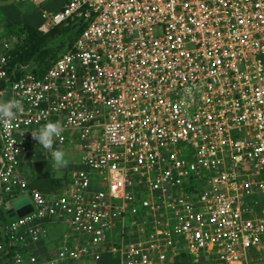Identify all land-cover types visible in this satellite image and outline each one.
I'll use <instances>...</instances> for the list:
<instances>
[{"label": "built area", "instance_id": "2783aa9c", "mask_svg": "<svg viewBox=\"0 0 264 264\" xmlns=\"http://www.w3.org/2000/svg\"><path fill=\"white\" fill-rule=\"evenodd\" d=\"M40 16L38 31L81 30L40 75L10 68L16 37L0 36V100L24 108L0 125V206L31 205L0 223V264H264V0H66ZM48 121L64 128L53 149L79 158L43 194L30 174L53 158L32 132ZM56 221L71 233L49 256Z\"/></svg>", "mask_w": 264, "mask_h": 264}, {"label": "trees", "instance_id": "16d2710c", "mask_svg": "<svg viewBox=\"0 0 264 264\" xmlns=\"http://www.w3.org/2000/svg\"><path fill=\"white\" fill-rule=\"evenodd\" d=\"M5 34H14L16 37V43L9 50L8 65L10 68L17 67L19 65L26 66L27 70L34 75H40L51 65L56 59L58 53L63 48H66L71 44L73 39L78 35L81 30V26L76 27L71 21L66 24H60L53 26L46 32L38 31L36 28L23 24L20 25L16 22L3 21ZM72 30L70 37L66 39L62 37L66 32ZM60 37L61 39H57ZM18 70V69H17ZM16 74H21L23 71H15ZM0 82V87H2ZM64 174L62 175V177ZM53 187L59 185V178L52 176L50 179ZM173 264H190L187 256L184 253H180ZM204 264V263H198ZM205 264H211L206 262Z\"/></svg>", "mask_w": 264, "mask_h": 264}, {"label": "crops", "instance_id": "0c3cea01", "mask_svg": "<svg viewBox=\"0 0 264 264\" xmlns=\"http://www.w3.org/2000/svg\"><path fill=\"white\" fill-rule=\"evenodd\" d=\"M22 1H31L32 2V1H35V0H22ZM65 1L66 0H41L39 5L44 6V8L41 9L42 10L41 12H43V11H45V12H55V11H57V10H59L61 8L62 4L65 3ZM5 2H8V0H6ZM1 9H3V12H4V10L7 12V15L5 14L4 16L2 14H0V19H4V21L16 22V24L19 23L20 25L26 24V25L32 26V27H34L36 29L42 22L41 16H40L41 12L39 13V17L38 18H40V19L38 21L35 20V21H33V23L28 24L30 22L27 23V22H25L23 20L21 22L16 21V20H19V19H17V16L15 17L12 14V11H13L14 8H10L9 7V9H8L7 6H2ZM22 18L24 19L23 16H22ZM28 18H29V16H28ZM0 26H1V24H0ZM1 28H2V30L0 31V36H2V37L15 36L14 34L1 35L4 32L3 26H1ZM63 50L65 51V49H63ZM59 54L60 53H58V55ZM43 168H44V170L35 169L30 174V176H31L30 177V183H31V185L33 187L38 188L43 194H48V193H50L51 191H53L55 189L53 187L52 183L50 182L51 177L54 176V175L51 174V169H53V164H51V163H49L48 165L44 164ZM45 169H48L49 172H46ZM61 169H59V170H61ZM61 175L60 176H54V177L60 178ZM8 206H9V204H8ZM1 214L2 213L0 212V223H3V224L7 223L9 220L7 222H4ZM6 217H8V218L12 217V216H10V213H7V210H6ZM13 217H15V216H13ZM47 233H48V238L49 239L43 242L42 249H43V251H46L47 255L52 256L53 254H49V253H51L54 250V248H53L54 242L59 237L53 235L54 230H51L49 232L47 231ZM110 259H113V258L108 256L107 253L102 252V253H100L99 258L97 260L91 259V258H85V259L83 258L82 260H80V262L76 261V262H73V264H110V262H112V261H110ZM65 264H71V263L67 262ZM116 264H119V263L117 262Z\"/></svg>", "mask_w": 264, "mask_h": 264}, {"label": "rangeland", "instance_id": "374dc122", "mask_svg": "<svg viewBox=\"0 0 264 264\" xmlns=\"http://www.w3.org/2000/svg\"><path fill=\"white\" fill-rule=\"evenodd\" d=\"M6 0H0V14H2L3 16L6 14L7 12L3 9H1L2 6H7V8H14L12 11V14L19 20H16L18 22H21L22 20L25 22H30L28 24L33 23V21L35 20H39V13L42 11L41 9L44 8V6L39 5L41 0H35V1H22V0H8V2H5ZM22 16L24 17V19L22 18ZM29 16V18H28ZM26 17V18H25ZM27 19V20H26ZM3 21L4 19H0V24L1 26H3ZM33 25V24H32ZM0 26V31L2 30ZM72 30H69L68 32H66V37L65 35H62L63 38H65V42L66 39L68 37H70ZM57 39H61L60 37H57ZM63 48L60 50V53L63 52ZM65 152V158L68 160V165L67 167L62 168L61 170H55V169H51V174L54 176H60L61 174L65 175L66 174V170L69 168H72L73 164H76L79 158V154L76 150H74L73 148H70L69 150H63ZM49 163L53 164V160L49 159L46 161V165H48ZM41 163H39L40 165ZM75 167V165H74ZM38 170H44L43 166L42 167H38ZM46 172H49L48 169H45ZM4 202L8 201V203H11L12 200L11 198H8L6 196H3ZM0 212L2 213L1 216L4 220V222H7L8 220L12 219V217L8 218L6 217V209L4 204L0 206ZM44 227L45 229L49 232L51 230H54L53 235L58 236L59 238L61 237L62 233H71V231L69 230V227L60 221H56V222H52V223H44ZM58 238V239H59ZM49 254H54V250L49 253ZM110 264H116L117 261L115 259H110ZM77 262H80V260H78ZM71 264H73V262H71Z\"/></svg>", "mask_w": 264, "mask_h": 264}, {"label": "clouds", "instance_id": "9594fccd", "mask_svg": "<svg viewBox=\"0 0 264 264\" xmlns=\"http://www.w3.org/2000/svg\"><path fill=\"white\" fill-rule=\"evenodd\" d=\"M0 95H3L0 93ZM24 112L23 104L20 100L12 98L9 100H0V125L5 131L12 128V122L18 114ZM64 128L59 121H48L38 130L32 132V137L44 148L51 152L53 158V169L59 170L67 167L68 160L65 158V152L62 149H53L54 140L61 137Z\"/></svg>", "mask_w": 264, "mask_h": 264}, {"label": "water", "instance_id": "95a60500", "mask_svg": "<svg viewBox=\"0 0 264 264\" xmlns=\"http://www.w3.org/2000/svg\"><path fill=\"white\" fill-rule=\"evenodd\" d=\"M29 211H31V205L25 196L13 200L10 203V208L7 209V213H10V216L16 217L22 216Z\"/></svg>", "mask_w": 264, "mask_h": 264}]
</instances>
